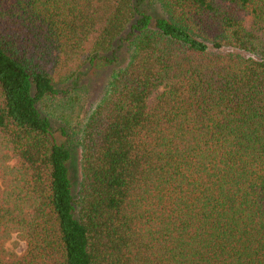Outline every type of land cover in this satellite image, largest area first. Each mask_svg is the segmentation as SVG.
<instances>
[{
  "label": "trees",
  "instance_id": "1",
  "mask_svg": "<svg viewBox=\"0 0 264 264\" xmlns=\"http://www.w3.org/2000/svg\"><path fill=\"white\" fill-rule=\"evenodd\" d=\"M0 264H264V0H0Z\"/></svg>",
  "mask_w": 264,
  "mask_h": 264
},
{
  "label": "rangeland",
  "instance_id": "2",
  "mask_svg": "<svg viewBox=\"0 0 264 264\" xmlns=\"http://www.w3.org/2000/svg\"><path fill=\"white\" fill-rule=\"evenodd\" d=\"M105 77H106V74L104 71L99 73V76H96V77L93 76V88H94L93 90L94 91L92 89L89 91V94L85 98L84 109L82 110L81 114L78 116L77 119L82 118L84 115V112H86L88 109L90 110L91 108L90 102L98 97L99 91L101 89V84L104 82ZM75 175L76 174L73 173L74 178H75ZM24 248H25L24 241L16 233L12 234L11 237L5 243V249L9 254H15V255L21 254Z\"/></svg>",
  "mask_w": 264,
  "mask_h": 264
}]
</instances>
